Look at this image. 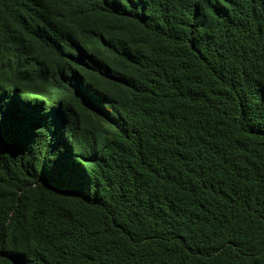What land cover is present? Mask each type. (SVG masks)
<instances>
[{
	"label": "trees",
	"instance_id": "16d2710c",
	"mask_svg": "<svg viewBox=\"0 0 264 264\" xmlns=\"http://www.w3.org/2000/svg\"><path fill=\"white\" fill-rule=\"evenodd\" d=\"M0 264H264V0H0Z\"/></svg>",
	"mask_w": 264,
	"mask_h": 264
},
{
	"label": "snow or ice",
	"instance_id": "6c2138e0",
	"mask_svg": "<svg viewBox=\"0 0 264 264\" xmlns=\"http://www.w3.org/2000/svg\"><path fill=\"white\" fill-rule=\"evenodd\" d=\"M116 2H117V3H119V2H120V0H116ZM128 2L130 3V2H131V0H128Z\"/></svg>",
	"mask_w": 264,
	"mask_h": 264
},
{
	"label": "flooded vegetation",
	"instance_id": "af4514ba",
	"mask_svg": "<svg viewBox=\"0 0 264 264\" xmlns=\"http://www.w3.org/2000/svg\"><path fill=\"white\" fill-rule=\"evenodd\" d=\"M39 97H41V96H39ZM42 99H44L45 97H41Z\"/></svg>",
	"mask_w": 264,
	"mask_h": 264
}]
</instances>
